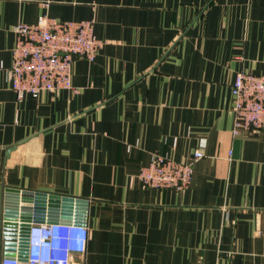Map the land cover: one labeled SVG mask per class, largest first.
<instances>
[{"label": "crops", "instance_id": "crops-1", "mask_svg": "<svg viewBox=\"0 0 264 264\" xmlns=\"http://www.w3.org/2000/svg\"><path fill=\"white\" fill-rule=\"evenodd\" d=\"M95 19L73 89L18 100L20 23ZM264 74V0H0V262L6 188L89 200L71 264H264V128L233 136L239 71ZM184 190L137 177L155 153L189 162Z\"/></svg>", "mask_w": 264, "mask_h": 264}, {"label": "built area", "instance_id": "built-area-1", "mask_svg": "<svg viewBox=\"0 0 264 264\" xmlns=\"http://www.w3.org/2000/svg\"><path fill=\"white\" fill-rule=\"evenodd\" d=\"M13 48V64L6 77L17 99L73 89V63L77 57L93 61L105 41L95 32V19L58 20L41 15L35 23L20 22ZM233 136L264 128V74L239 71L232 85ZM203 156L196 150L189 162H178L155 153L137 174L149 188L184 190L193 180L194 164ZM264 233L258 228L257 234ZM89 230L75 223L32 222L27 260L3 257L0 264H71L74 253L86 250Z\"/></svg>", "mask_w": 264, "mask_h": 264}, {"label": "water", "instance_id": "water-1", "mask_svg": "<svg viewBox=\"0 0 264 264\" xmlns=\"http://www.w3.org/2000/svg\"><path fill=\"white\" fill-rule=\"evenodd\" d=\"M89 200L53 192L6 188L3 239L5 257L27 260L32 222L86 225Z\"/></svg>", "mask_w": 264, "mask_h": 264}]
</instances>
